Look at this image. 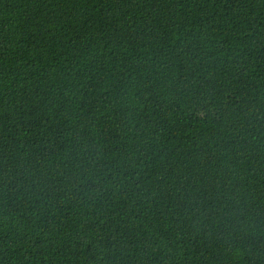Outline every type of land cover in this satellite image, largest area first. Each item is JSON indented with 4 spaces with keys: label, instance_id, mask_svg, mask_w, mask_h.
<instances>
[{
    "label": "trees",
    "instance_id": "16d2710c",
    "mask_svg": "<svg viewBox=\"0 0 264 264\" xmlns=\"http://www.w3.org/2000/svg\"><path fill=\"white\" fill-rule=\"evenodd\" d=\"M0 264H264V0H0Z\"/></svg>",
    "mask_w": 264,
    "mask_h": 264
}]
</instances>
